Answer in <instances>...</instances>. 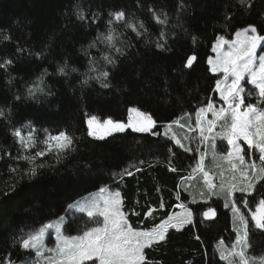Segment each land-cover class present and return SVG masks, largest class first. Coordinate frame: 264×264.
Returning <instances> with one entry per match:
<instances>
[{
	"label": "trees",
	"instance_id": "obj_1",
	"mask_svg": "<svg viewBox=\"0 0 264 264\" xmlns=\"http://www.w3.org/2000/svg\"><path fill=\"white\" fill-rule=\"evenodd\" d=\"M181 3L183 11L178 10ZM81 11L84 19H78ZM121 11L125 18L117 20L114 14ZM153 12L161 19L167 14V23H156ZM261 12L264 0H251V7L238 0H0V64L12 61L0 68V109L5 112L0 118V264H34L33 250L20 247L22 239L101 188L119 193V210L135 231L151 232L170 217L172 224L184 223L167 227L163 241L145 247L142 264H238V258L230 263L225 256L240 229L244 232L233 204L248 222L246 254L264 256V229L251 219L264 198V179L252 181L251 194L236 190L229 196L228 184L244 187L240 170L249 169L239 166L232 181L224 155L202 144L203 171H194L196 142L190 140L192 150L185 151L161 134L177 122L183 134L209 98L217 101L219 76L207 65L213 44L249 25L264 35ZM110 30L111 44L104 39ZM190 56L196 59L186 67ZM37 87L42 90L30 96L27 90ZM131 108L151 117L149 133L127 129L101 140L88 135L86 122L92 116L125 123ZM13 129L31 133L37 142L64 132L72 143L28 150ZM38 151L45 154L36 156ZM33 167L37 175L25 176ZM204 172L214 187H208ZM251 199L254 205L246 206ZM209 210L215 218L205 221L203 213ZM75 217L82 226L72 229L68 220L67 234L93 226L88 217Z\"/></svg>",
	"mask_w": 264,
	"mask_h": 264
},
{
	"label": "snow or ice",
	"instance_id": "obj_2",
	"mask_svg": "<svg viewBox=\"0 0 264 264\" xmlns=\"http://www.w3.org/2000/svg\"><path fill=\"white\" fill-rule=\"evenodd\" d=\"M241 6L251 7V0H238ZM185 5L181 3L179 5V11H183ZM151 10V9H150ZM110 15H112L110 13ZM115 18L117 20H123L125 18L124 12H116ZM227 18V17H226ZM261 18L264 19V12H261ZM78 19H84L83 12L78 13ZM153 19L158 24L167 23L168 16L164 15L161 19L155 12H153ZM111 23V22H110ZM128 27H132L131 24ZM143 27V24H141ZM136 32L137 36L140 35L134 27L132 28ZM164 32L161 31L160 39H164ZM236 36L238 37L235 41H225L222 38L219 39L218 44L213 46V51H218L223 48L225 44L228 45L227 50L218 51V55L215 63L210 59L209 63L213 64L211 70L213 72H221L224 75V80L217 79L216 91L219 92V98L223 101V105L216 109L214 107L211 98L206 107H200L196 113V128L200 129L201 140L207 139L204 135L205 129L202 125L201 114L208 111L212 112L213 118L208 121L207 131L211 133L217 126V121H223L221 124L222 131L217 133L222 139L227 140V144L230 146L227 154L221 158L225 160L228 165V171L232 172V181H236L235 172L239 166L243 165L249 171L240 170V179L244 183V187L237 186L236 183L228 184V195L231 196L233 191L239 190L241 192L248 191L251 194V190L255 187L253 180L264 179V54H258L257 48L262 46L264 42V35L258 34L257 27L249 25L246 28L237 31ZM243 36V39L240 37ZM4 39H8L7 36ZM105 40L112 43L114 36L111 32L104 37ZM195 40V37H193ZM157 48H163L164 45L157 43ZM117 52H121V49L117 48ZM261 51H264V47H261ZM109 63L115 64V61L105 57ZM196 59L195 56L187 58L186 67H191L193 61ZM12 61L5 60L3 64H0V68H4L5 65L11 64ZM75 70V69H73ZM58 71L63 74L64 67H60ZM102 75L105 79L108 77V73L104 72ZM230 80V82H229ZM242 81H246L247 84L253 85L255 89V95L258 96L256 104L251 102L246 103L245 99V88L242 86ZM42 82V81H41ZM222 83L225 85L221 87ZM104 88H108V83L101 85ZM42 90L37 88H29L28 94L31 96L35 91ZM249 96L253 93L249 92ZM16 99H20L19 96ZM5 117L4 110L0 109V118ZM149 125L152 124L151 117H146ZM97 117L92 116L88 119L89 136H93L96 139H104L105 135H111L112 131H124L125 125L121 123H114L111 120L104 121L105 126H110L106 133L97 134L92 131L93 124L96 122ZM230 121V122H229ZM177 121H174L176 123ZM132 130L135 131H146L147 128H138L135 125H129ZM195 131L194 128L190 129ZM12 134L20 138L21 130L13 129ZM49 140L57 142L58 148H67L72 140L64 132H60L58 135L49 136ZM31 141V138H29ZM243 140L248 145V150L242 149L241 145L237 141ZM24 147H29L30 143L21 141ZM47 143V140L45 141ZM176 143L181 147L184 145L180 140H176ZM51 147V146H49ZM215 144L213 148L215 149ZM192 149H185V151H191ZM198 150V149H197ZM255 150V151H253ZM255 152L259 153V160L262 162L261 167L257 170L256 164L253 161L248 163L246 157L251 159ZM45 153L38 151L35 153L36 156H42ZM217 153L213 152L215 158ZM203 155L201 160L194 171H203ZM239 162V164L236 163ZM43 167V165H40ZM127 171V170H125ZM129 175L131 173H128ZM25 176L30 178L37 175L36 168H30L28 172L24 173ZM223 175V172L221 173ZM204 176L207 179L208 173L204 172ZM208 187H214L213 184L209 183ZM223 188L224 185L222 184ZM102 193L105 189L101 188ZM8 193L6 192L5 195ZM248 206V202H244ZM119 193L112 194L111 197L104 199L103 204L99 201L85 202L83 205L77 202V207L81 212H85L89 217V224L86 225L82 235L66 236L60 234L59 227H56L58 243L54 251L58 253L55 258H49L48 264H85L86 261H93V264H142L145 260L143 249L151 246V244L157 241H163L165 239V231L167 227H177V224H172L171 217L169 221L164 222L158 229H154L151 232L135 231L131 226L128 225L127 220L124 218V213L119 210ZM73 207V205H69ZM232 211L239 216L240 224L243 225L244 233L243 236L237 233V243L241 245L239 252L235 251V245H233L232 251L229 255L238 257V264H264V256L261 257H249L246 255V249L250 247V240L248 239V222L245 220L243 215H240L236 205L233 204ZM190 216L191 213H188ZM208 216L209 213H204ZM99 217L103 218L102 224L99 221ZM252 220L255 222V227L258 229H264V198L260 199L256 203L255 211L251 212ZM63 221L64 217H60ZM54 227L53 224H45L39 229L30 232L27 238L22 239L20 247L23 249L35 250L36 256L39 258L42 255V239L45 232ZM224 258L223 255L221 257ZM11 264V262H9ZM36 264H39L37 260Z\"/></svg>",
	"mask_w": 264,
	"mask_h": 264
},
{
	"label": "rangeland",
	"instance_id": "obj_3",
	"mask_svg": "<svg viewBox=\"0 0 264 264\" xmlns=\"http://www.w3.org/2000/svg\"><path fill=\"white\" fill-rule=\"evenodd\" d=\"M238 31H240V30H238ZM236 33L237 32L234 33V35L231 37V39H226V38H222V39L225 40V41H235V40L238 39V37L236 36ZM220 38L221 37L216 39V41L213 44V46L218 44ZM240 39H243V36H241ZM227 47H228V45L225 44L223 46V48L219 49L218 51H225V50H227ZM261 47H264V42H262V46ZM261 47L257 48V53L258 54H264V51H261ZM218 51H213L212 50V55L207 59V65L209 66L210 72L212 74H215L216 76H219V79L223 81L224 80L223 73H221V72H213L211 70L213 64L216 61V58H217V55H218ZM210 59L213 61V64L209 63ZM229 82H230V80H229ZM241 83H242V86L245 88L246 103L247 102H251L253 104H256L258 96L255 95L254 86L250 85V84H247L246 81H242ZM224 86L225 85L222 83L221 87H224ZM215 91H216V88H215ZM249 92L253 93V95L249 96L248 95ZM216 99H217V101L214 102L213 104H214V107L216 109H219L223 105V101L220 100L218 91H216ZM261 106H264V104H262ZM196 113H195V115L193 117V120H192V123H191L190 127H184L185 132L183 134H181L182 133L181 130H177V128L181 127V125L177 122L176 124H174L173 127L172 126H166V127L162 128V131H161L162 136L170 139L174 143V145H176L177 147L182 148V149H186V148L188 149V143H189L190 140L192 142H194V143L196 142V145L193 144V146L196 149L198 163L201 160V156L203 155V157H204V151L201 150V145L202 144L204 145L203 146L204 149L206 148V144H208V147L210 146L212 148H213V145L215 144V146H216L215 148H216L217 153H221L220 155H222V154L226 155L227 151L230 148V146L227 144V140L226 139H222L221 136L217 135V133H220L222 131V128H221L220 125L223 124V121H217V126L213 129V131L211 133H209L207 131V127H208V123L207 122L212 120V118H213L212 112L208 111L206 113L201 114L202 125H203V127L205 129L204 135L207 137V139L202 141L201 137H200V129L196 128V120H197ZM146 117H148V116L143 114V113H141V112H139L136 109L131 108V109L128 110L126 122L125 123H121V124L125 125V129L124 130L128 129V130L133 131L132 128L129 125H135L138 128H147L146 131H135V132H138V133H149L151 131V129H152V124L149 125V122L146 119ZM87 127H88V123H87ZM109 127L110 126H105L104 125V121L96 120V122L93 124L92 131L96 132L97 134H102V133H106L108 131ZM192 128H194L195 131H191L190 129H192ZM88 132H89V127H88ZM117 132H121V131L113 130L111 134H114V133H117ZM107 136H109V135H105V138ZM90 137L94 138L93 136H90ZM29 138H31V141L29 140ZM17 139H18V141L20 143H21V141H24L25 143H30L29 147H24L22 145V143H21V145L25 149H28V150L29 149H34V148H38V149L40 148V149H44V150H46V149L55 150V149L58 148L56 141L47 139V143H45L46 140L44 142H37L34 139L33 135L31 133H29V132L22 133L21 137L17 138ZM94 139H96V138H94ZM177 139L181 141V143L184 145V147H181L179 144L176 143ZM99 140H101V139H99ZM237 143H239L241 145L242 149H243V146H244L248 150V145L245 144L243 140L237 141ZM49 146H51V147H49ZM210 147H209V149H210ZM223 148H225V151L222 153L221 151L223 150ZM246 161L249 162V163H252L254 161L258 170L261 167L260 163H259L260 160H259V153L258 152H255V155L251 159L246 157ZM204 180L207 181V184H209V182L213 183L212 177L209 174H208L207 179L204 176ZM114 193H117V192H112V191H109V189H107V190L105 189V191L103 193L101 191H98V192H95V193L86 194L83 197H81V198L75 200L74 202H72L70 205H73V207L70 208L68 206L66 208L65 213L62 216H60V217H64L63 221H61L60 217H59V218L55 219L53 222L48 223V224H53L54 227L48 229L45 232L44 236H43L42 248H41L42 255L38 258L36 256L35 250H33L34 257H35L34 264H36L37 260H39V264H48L49 258H55V257L58 256V253H56L54 251H49L51 249H55L56 245L58 243V240H57V235L58 234H57V231H56V227H59L60 234H62V235H66V236L78 235L76 233L67 234L65 232V229H64V227L66 225V222L68 220L72 221V224H71V228L72 229H79L82 226V223L80 221H78L75 216L81 215V216L88 217L85 212H81L79 210V207L76 206L77 202H80V204L83 205L86 201L89 202V203L94 202V201H99L101 203V205H102L103 204V200L111 197L112 194H114ZM119 200H120V197H119ZM247 202L249 204H251V205H254L255 200L251 199L250 201L248 200ZM255 207H256V205H255ZM253 208H254V206L252 207V210H253ZM254 211H255V209H254ZM98 219H99L100 223L102 224L103 218L99 217ZM251 219H252V217H251ZM252 222H253V224L255 226V222L253 220H252ZM174 224H177V227L179 228V226L180 225L182 226L184 223L180 224V220H178ZM82 233H81V235H82ZM240 233H242L240 235L243 236L244 232H242L241 229H240ZM233 245L236 246L235 247V251L239 252L240 249H241V245L239 243H237V236L234 239V243L232 245L230 244L228 246L229 248L226 247L227 251H226V255L225 256H227V255L229 256V261L228 262H230V263L232 261H234L233 260L234 257L232 255H229V253L233 249ZM236 258H238V257H236ZM85 264H93V261H86ZM96 264H98V261L96 262Z\"/></svg>",
	"mask_w": 264,
	"mask_h": 264
},
{
	"label": "water",
	"instance_id": "obj_4",
	"mask_svg": "<svg viewBox=\"0 0 264 264\" xmlns=\"http://www.w3.org/2000/svg\"><path fill=\"white\" fill-rule=\"evenodd\" d=\"M193 63H194V61H193ZM193 63H192V64H193ZM191 66H192V65H191ZM204 213H209V215H208V216H205ZM204 213H203L202 218H203L205 221H212V220H214V218H215L214 211L209 210V211H206V212H204Z\"/></svg>",
	"mask_w": 264,
	"mask_h": 264
},
{
	"label": "crops",
	"instance_id": "obj_5",
	"mask_svg": "<svg viewBox=\"0 0 264 264\" xmlns=\"http://www.w3.org/2000/svg\"><path fill=\"white\" fill-rule=\"evenodd\" d=\"M178 211H179V210H178ZM178 211H177V212H178Z\"/></svg>",
	"mask_w": 264,
	"mask_h": 264
}]
</instances>
